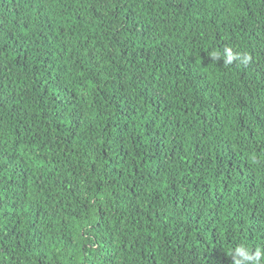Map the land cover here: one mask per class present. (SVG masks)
Masks as SVG:
<instances>
[{"label":"trees","instance_id":"obj_1","mask_svg":"<svg viewBox=\"0 0 264 264\" xmlns=\"http://www.w3.org/2000/svg\"><path fill=\"white\" fill-rule=\"evenodd\" d=\"M0 264H264V0H0Z\"/></svg>","mask_w":264,"mask_h":264},{"label":"clouds","instance_id":"obj_2","mask_svg":"<svg viewBox=\"0 0 264 264\" xmlns=\"http://www.w3.org/2000/svg\"><path fill=\"white\" fill-rule=\"evenodd\" d=\"M224 56H225V61L224 62L230 64L231 61H232V58H233L230 50H226L225 53H224ZM211 58L218 60V59H220V54L219 53H213ZM260 257H261V252L259 250H257V252L254 254V258L256 260H259ZM247 259H253V256H248Z\"/></svg>","mask_w":264,"mask_h":264}]
</instances>
